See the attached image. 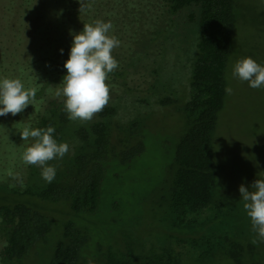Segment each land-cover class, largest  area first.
Returning <instances> with one entry per match:
<instances>
[{
    "label": "trees",
    "instance_id": "16d2710c",
    "mask_svg": "<svg viewBox=\"0 0 264 264\" xmlns=\"http://www.w3.org/2000/svg\"><path fill=\"white\" fill-rule=\"evenodd\" d=\"M82 2L86 5L82 12L80 0L4 2L5 14H11L10 30L19 35L17 41L30 40L25 49L27 64L20 69H46L47 73L39 80L27 79L30 87L37 88L35 102L16 116L0 117V128L52 126L54 139L67 143L69 152L48 162L56 167V177L48 183L38 165L23 164L22 154L35 142L33 138L0 137L2 154L6 156L11 148L16 154L9 170L13 175L0 180V264H201L205 256L198 250L204 237L146 245L130 236L126 249L119 240L107 237L106 241L107 231L102 235L94 230L92 218L102 208L106 182L116 177L106 168L143 153L142 126L157 107H175L183 114L167 171L166 208L172 222L189 227L213 204L218 168L213 134L226 95L225 73L233 58L237 0ZM20 12L28 23L20 21ZM96 20L111 21L109 35L120 41L112 51L118 68L107 81L110 100L90 121L69 120L65 97L55 92L67 75L64 64L73 43L70 32L78 34L84 24ZM252 20L263 23L264 9L255 12ZM31 40L39 41L43 53L30 54ZM2 70L19 69L4 65ZM60 205L63 208L53 209ZM55 212L63 219L57 220ZM195 231L201 232V223ZM52 234L56 239L50 255L37 262L32 251ZM228 235L222 230L212 241L222 244ZM234 245L237 249L225 251L226 255L240 256V243Z\"/></svg>",
    "mask_w": 264,
    "mask_h": 264
},
{
    "label": "rangeland",
    "instance_id": "374dc122",
    "mask_svg": "<svg viewBox=\"0 0 264 264\" xmlns=\"http://www.w3.org/2000/svg\"><path fill=\"white\" fill-rule=\"evenodd\" d=\"M4 2L0 0V80L7 74L10 78L21 79L28 88L32 82L27 79L39 80L47 72L46 69H20L27 64L25 49L30 40L25 41L23 37L17 41L19 35L10 30L11 14L8 17L5 14L8 9ZM237 5L238 21L232 33L233 58L225 73L226 87H231L233 93L225 95L213 134V157L218 165L216 186L211 194L213 204L199 217L201 219L189 227L185 223L179 226L172 222L166 208L167 171L181 133L183 114L175 107H157L142 126L143 153L128 163L112 162L106 168L110 175L116 177L106 182L102 208L92 218L94 230L102 235L107 231L104 235L106 241L111 237L128 249L130 236L143 240L146 245L162 240L175 243L178 239L204 237L198 250L205 256L201 264H264V242L252 243L257 234L252 231L251 220L239 193L242 184L251 191V185L260 178V173H264V87L253 89L247 81H240L232 75L234 65L244 58L250 57L264 66V22L254 24L252 20L255 12L264 9V0H237ZM19 17L22 23H28L26 14L20 12ZM50 31L53 30L47 32ZM31 42L30 54L43 53L39 41ZM4 65L15 66L19 70L6 73L2 70ZM22 130L21 127L7 129L2 126L0 137L8 135L9 139L10 134L17 137ZM13 150L11 148L6 156L0 150V180L7 177L15 164ZM113 205L118 207L115 209ZM61 208L62 205L53 207L54 210ZM55 213L59 215L57 220L63 219L61 214ZM200 223L201 232L196 233ZM222 230L229 233V237L218 245L212 238L220 236ZM165 236L171 238L165 240ZM46 238L32 251L37 262L50 255L55 243L54 234ZM235 241L240 243L242 252L240 256L230 257L225 251L236 250Z\"/></svg>",
    "mask_w": 264,
    "mask_h": 264
},
{
    "label": "clouds",
    "instance_id": "9594fccd",
    "mask_svg": "<svg viewBox=\"0 0 264 264\" xmlns=\"http://www.w3.org/2000/svg\"><path fill=\"white\" fill-rule=\"evenodd\" d=\"M80 12L86 5L80 0ZM113 28L111 21L96 20L93 24H84L83 31L78 34L70 32L73 43L69 58L64 64L67 75L62 79L55 95L65 97L64 108L69 120L90 121L94 114L101 112L110 100V85L107 83L109 74L118 68V61L112 51L119 47L120 41L114 35H109ZM61 54L63 50L61 49ZM233 77L247 81L249 87L260 89L264 87V66L252 58L239 60L232 72ZM228 95L233 93L231 87H226ZM36 87L25 88L19 78H3L0 80V117L11 114L16 116L35 102ZM55 128L32 129L25 126L20 132L23 141L29 138L34 143L22 154V161L41 168L42 178L51 183L56 177V167L49 161L63 158L69 152L67 143H58L54 139ZM12 176L11 171L8 172ZM243 200V208L251 220L252 231L257 234L253 244L264 242V173L251 185V191L243 184L239 187Z\"/></svg>",
    "mask_w": 264,
    "mask_h": 264
}]
</instances>
